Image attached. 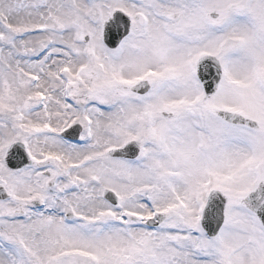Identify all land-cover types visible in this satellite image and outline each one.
<instances>
[{"label": "snow or ice", "instance_id": "6c2138e0", "mask_svg": "<svg viewBox=\"0 0 264 264\" xmlns=\"http://www.w3.org/2000/svg\"><path fill=\"white\" fill-rule=\"evenodd\" d=\"M0 264H264V0H0Z\"/></svg>", "mask_w": 264, "mask_h": 264}]
</instances>
